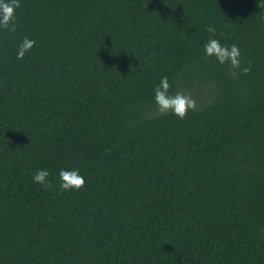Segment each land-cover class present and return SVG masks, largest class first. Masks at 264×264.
I'll list each match as a JSON object with an SVG mask.
<instances>
[{
    "label": "trees",
    "instance_id": "obj_1",
    "mask_svg": "<svg viewBox=\"0 0 264 264\" xmlns=\"http://www.w3.org/2000/svg\"><path fill=\"white\" fill-rule=\"evenodd\" d=\"M0 264H264V0H0Z\"/></svg>",
    "mask_w": 264,
    "mask_h": 264
}]
</instances>
